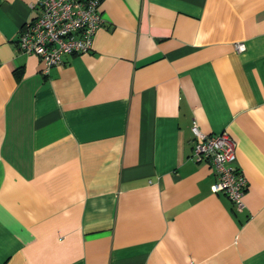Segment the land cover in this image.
Wrapping results in <instances>:
<instances>
[{
	"label": "crops",
	"instance_id": "0c3cea01",
	"mask_svg": "<svg viewBox=\"0 0 264 264\" xmlns=\"http://www.w3.org/2000/svg\"><path fill=\"white\" fill-rule=\"evenodd\" d=\"M37 1L0 0V264H264V0H99L47 74ZM193 123L230 136L241 211Z\"/></svg>",
	"mask_w": 264,
	"mask_h": 264
},
{
	"label": "built area",
	"instance_id": "2783aa9c",
	"mask_svg": "<svg viewBox=\"0 0 264 264\" xmlns=\"http://www.w3.org/2000/svg\"><path fill=\"white\" fill-rule=\"evenodd\" d=\"M99 0H38L40 14L20 31L17 47L20 53L35 56L43 63V73L62 64L63 56L88 53L97 29L102 24ZM237 51H244L243 45ZM196 140L192 154L195 162L211 166L216 177L213 194H224L237 211L244 207L247 181L235 166L234 144L226 132L205 136L197 124L191 127Z\"/></svg>",
	"mask_w": 264,
	"mask_h": 264
}]
</instances>
